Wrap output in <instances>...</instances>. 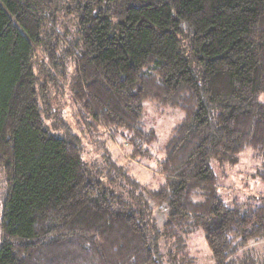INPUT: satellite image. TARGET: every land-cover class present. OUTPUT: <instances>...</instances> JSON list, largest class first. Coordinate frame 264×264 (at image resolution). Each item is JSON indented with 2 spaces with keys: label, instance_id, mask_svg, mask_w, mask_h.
<instances>
[{
  "label": "trees",
  "instance_id": "obj_1",
  "mask_svg": "<svg viewBox=\"0 0 264 264\" xmlns=\"http://www.w3.org/2000/svg\"><path fill=\"white\" fill-rule=\"evenodd\" d=\"M71 60L75 115L133 158L159 139L145 100L182 110L156 187L49 129ZM248 150L264 155V0H0V264H191V224L215 264H264V191L228 204L214 166Z\"/></svg>",
  "mask_w": 264,
  "mask_h": 264
},
{
  "label": "rangeland",
  "instance_id": "obj_2",
  "mask_svg": "<svg viewBox=\"0 0 264 264\" xmlns=\"http://www.w3.org/2000/svg\"><path fill=\"white\" fill-rule=\"evenodd\" d=\"M67 65V76H60V91L53 88V94L57 93L58 96L55 102L57 108H54L51 112L53 117H48L46 120L49 129L55 134L62 135L65 131L63 124L64 122L67 123L72 132L81 139L85 161L91 164L93 161H100L103 158V153L105 154L108 150L112 152L114 158L120 160L119 163L124 164L130 170L129 173L141 182L148 184V186L156 187L162 179L156 171L162 152L155 149H162L167 145L171 130L183 118L182 110L163 107L151 100H145L143 119L148 126L156 128L159 139L154 148L155 154L153 157L133 158L131 157V147L126 143L124 137L116 136L111 130L102 126L87 128L75 115L76 107L71 95V82L74 75L73 61H67ZM55 115L58 118H55ZM263 156L248 150L240 156L235 165H219L214 162L220 190L228 204H232L235 198L243 200L248 198L250 194L259 195L264 191V179L262 178L264 177V164L262 163L261 170H256L261 164V159L264 161ZM100 176L102 177V175ZM6 191V177L3 167L0 165V219L3 214ZM190 230L188 243L193 256L191 264H215L203 231L195 224H191ZM255 242L256 247L264 250V239Z\"/></svg>",
  "mask_w": 264,
  "mask_h": 264
}]
</instances>
